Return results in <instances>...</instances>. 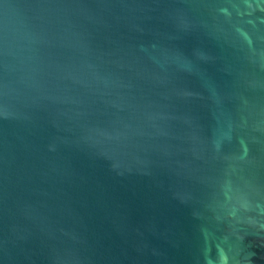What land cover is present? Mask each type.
I'll return each mask as SVG.
<instances>
[{
	"label": "water",
	"instance_id": "95a60500",
	"mask_svg": "<svg viewBox=\"0 0 264 264\" xmlns=\"http://www.w3.org/2000/svg\"><path fill=\"white\" fill-rule=\"evenodd\" d=\"M0 264H264V0H0Z\"/></svg>",
	"mask_w": 264,
	"mask_h": 264
}]
</instances>
